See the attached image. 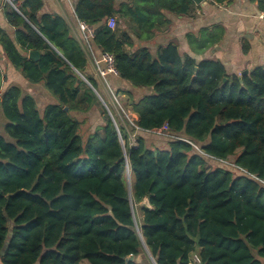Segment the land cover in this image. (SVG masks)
<instances>
[{"label":"trees","instance_id":"1","mask_svg":"<svg viewBox=\"0 0 264 264\" xmlns=\"http://www.w3.org/2000/svg\"><path fill=\"white\" fill-rule=\"evenodd\" d=\"M16 6L3 7L15 28L13 38L0 28L3 54L59 102L40 114L18 84L1 91L0 71L1 263L264 264V63L230 75L175 43L155 53L143 45L193 0H74L95 52L112 54L116 76L142 89L121 92L137 129L168 139L131 145L102 108L101 130L84 141L71 111L98 101L77 73L97 88L90 57L61 16L40 14L42 0ZM191 38L198 53L218 40L209 33L195 47ZM209 160H231L239 173Z\"/></svg>","mask_w":264,"mask_h":264},{"label":"crops","instance_id":"2","mask_svg":"<svg viewBox=\"0 0 264 264\" xmlns=\"http://www.w3.org/2000/svg\"><path fill=\"white\" fill-rule=\"evenodd\" d=\"M259 1L225 0L222 3H215L212 0H202L199 4L194 2L193 10L186 15L167 14L170 21L169 25L156 31L153 39L144 42L143 45L155 53L158 46L172 42L177 45L181 54H188L196 60L219 61L230 75L241 76L244 71L249 73L264 63V22L258 17L263 9L259 8ZM5 5L7 4L3 2V6L0 8V28L13 38L15 28L10 26L3 12ZM73 5L74 0L72 3L66 0H42L40 14L61 16L68 24L70 33L82 43L81 30L74 14ZM209 33L218 39L216 43L205 48L201 53L194 51L189 36H192L193 46L197 47L198 38L202 39ZM134 43L135 49L140 42L135 40ZM96 52L98 55L100 54L99 50ZM89 60L91 59L89 58ZM0 71L3 74L1 91H3L4 84L6 86L18 84L22 91L23 86L39 87L38 83L32 86L28 85L29 82L7 61L1 45ZM92 73L95 74L93 71ZM115 77L119 83L127 86V89L142 92V89H133L126 82L117 76ZM111 78L114 80V75L109 76L108 82ZM110 87L112 88V85ZM33 97L35 98V95ZM98 125L101 126L102 122ZM0 264H2L1 259Z\"/></svg>","mask_w":264,"mask_h":264},{"label":"rangeland","instance_id":"3","mask_svg":"<svg viewBox=\"0 0 264 264\" xmlns=\"http://www.w3.org/2000/svg\"><path fill=\"white\" fill-rule=\"evenodd\" d=\"M117 26L121 28L123 26V22L119 21L117 22ZM88 69L92 72H95L93 70V66L91 63V60H89V66ZM96 74V72H95ZM94 74V75H95ZM109 76H107L106 80H102L98 77L96 74V80L98 82L97 88H94L95 91L98 93L101 99L97 97V102L91 107V109L86 111H71V115L75 117L80 122V133L82 135L83 140H86V137L88 133L95 131L96 129L98 131L101 130L100 124L102 120V108L106 110L105 107L108 108L110 113L112 114V117L117 124V126L122 127L125 129L126 132L129 133V141L131 145L136 144L137 137H143L145 142L150 146L154 147H164L167 142V137L164 136L161 129L155 130L151 132H141L137 129L135 125V115L124 106V100L122 95V88H128L123 83H119L117 79L114 80L112 78L109 81ZM107 82V83H106ZM109 83L112 85V88L109 86ZM118 83V84H117ZM37 84V83H36ZM114 84V85H113ZM29 86L34 85V83H29ZM39 87H25L23 86V92L30 95H35L36 104L38 107V110L40 111V114L43 112V107L46 104L51 103H58V98L56 95L52 94L49 90H47L43 83H38ZM88 85V84H87ZM118 86V87H117ZM8 86L5 84L3 85L2 89L5 90ZM111 89H110V88ZM32 93V94H31ZM32 95V96H33ZM0 123L3 122V115L0 113ZM103 123V122H102ZM97 126V128H95ZM156 145V146H155ZM210 167H216V164L224 165L229 167L231 170L236 171L234 174L239 173L237 169L233 166V163L231 160H221V161H214L209 160L208 161ZM138 217L141 218L140 212H138ZM137 260L140 261V257H137ZM194 262L197 261V257L193 255ZM82 264H87L85 261L82 262Z\"/></svg>","mask_w":264,"mask_h":264},{"label":"built area","instance_id":"4","mask_svg":"<svg viewBox=\"0 0 264 264\" xmlns=\"http://www.w3.org/2000/svg\"><path fill=\"white\" fill-rule=\"evenodd\" d=\"M4 4H7L11 8L17 10L16 1L17 0H2ZM69 3H72L73 0H66ZM260 20L264 22V10L261 11L258 15ZM80 30H81V41L83 44V47L87 53V55L91 59V63L93 66V70L96 72L98 77L102 80H106L108 75H115L116 76V70H115V62L114 57L112 54L108 52H100L98 55L97 52H95L92 44V39L94 38V27L91 25L78 21ZM106 24L110 28H114L116 23L113 18H109L106 21Z\"/></svg>","mask_w":264,"mask_h":264},{"label":"water","instance_id":"5","mask_svg":"<svg viewBox=\"0 0 264 264\" xmlns=\"http://www.w3.org/2000/svg\"><path fill=\"white\" fill-rule=\"evenodd\" d=\"M196 4H199L202 0H193ZM3 6V2L0 0V8ZM39 57V52L38 51H36V50H31V51H29L28 52V58H33V59H37ZM78 74H79V76L88 84V86L92 89V91L95 93V95L99 98V99H101L100 98V96L98 95V93L95 91V89H94V87H92V85L85 79V77L82 75V74H80L79 72H77ZM247 73V71H244V72H242V74H246ZM225 80V79H224ZM2 83V82H1ZM106 108V111H107V113H108V115L110 116V118H111V120L113 121V123H114V125L116 126V123H115V121H114V119H113V117H112V114L110 113V111L108 110V108L107 107H105ZM121 143H122V145H123V141L121 140ZM124 148V147H123ZM128 181V180H127ZM128 183H129V181H128ZM4 250H5V248H3V249H1L0 250V257L3 255V253H4ZM133 259V256H129V257H127V260H132Z\"/></svg>","mask_w":264,"mask_h":264}]
</instances>
